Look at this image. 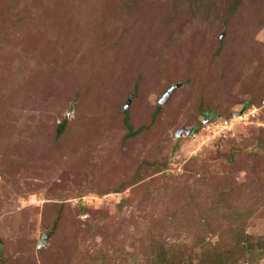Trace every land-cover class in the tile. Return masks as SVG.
Wrapping results in <instances>:
<instances>
[{"label":"rangeland","instance_id":"1","mask_svg":"<svg viewBox=\"0 0 264 264\" xmlns=\"http://www.w3.org/2000/svg\"><path fill=\"white\" fill-rule=\"evenodd\" d=\"M263 101L264 0H0V264H264Z\"/></svg>","mask_w":264,"mask_h":264},{"label":"water","instance_id":"2","mask_svg":"<svg viewBox=\"0 0 264 264\" xmlns=\"http://www.w3.org/2000/svg\"><path fill=\"white\" fill-rule=\"evenodd\" d=\"M179 87V86H178ZM176 87H172L167 93H166V95L163 97V99L160 101V104L161 105H163V104H165L166 103V101L170 98V96H171V94L173 93V91H174V89H175ZM186 134L187 136H189L190 134H191V132L190 131H185V130H181V131H179L178 133H177V135H176V137L177 138H180L183 134ZM43 244H44V241L42 242ZM42 244V245H43Z\"/></svg>","mask_w":264,"mask_h":264},{"label":"built area","instance_id":"3","mask_svg":"<svg viewBox=\"0 0 264 264\" xmlns=\"http://www.w3.org/2000/svg\"><path fill=\"white\" fill-rule=\"evenodd\" d=\"M256 108H259V109H255L254 111H252L253 116L256 117V116H258L259 113H262L263 114L262 116L264 117V101L262 102L260 107H256ZM226 124H228V123H226ZM222 130H225V127Z\"/></svg>","mask_w":264,"mask_h":264},{"label":"trees","instance_id":"4","mask_svg":"<svg viewBox=\"0 0 264 264\" xmlns=\"http://www.w3.org/2000/svg\"><path fill=\"white\" fill-rule=\"evenodd\" d=\"M158 113H159V109H158L157 113L154 115L153 119L156 118V116H157ZM125 120H126V122H127L128 117H126ZM127 129L129 130V135H130V136H135L136 134H138V133L140 132V130H138V131H136V132H133L129 126H127Z\"/></svg>","mask_w":264,"mask_h":264}]
</instances>
